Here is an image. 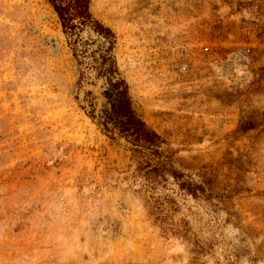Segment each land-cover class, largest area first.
<instances>
[{"label": "rangeland", "instance_id": "rangeland-1", "mask_svg": "<svg viewBox=\"0 0 264 264\" xmlns=\"http://www.w3.org/2000/svg\"><path fill=\"white\" fill-rule=\"evenodd\" d=\"M89 10L107 53L45 0H0V264H264V0ZM108 55L160 157L99 124Z\"/></svg>", "mask_w": 264, "mask_h": 264}, {"label": "trees", "instance_id": "trees-1", "mask_svg": "<svg viewBox=\"0 0 264 264\" xmlns=\"http://www.w3.org/2000/svg\"><path fill=\"white\" fill-rule=\"evenodd\" d=\"M45 1L58 17L63 33L70 38L74 37V45L78 43L79 33L89 29L106 47V53L111 50L114 44V35L111 30L92 17L89 10L91 0ZM73 51L77 55L76 47L73 48ZM103 57V64L106 63V66L103 67L100 74L105 78L103 96L107 100L108 107L102 110L98 116L99 124L105 132L111 135L116 133L120 138H124L133 147V152L142 153V150H148L153 155L160 157L162 153L159 148L163 142L134 112L125 80L118 73L109 55ZM160 170L165 171V166L153 168L151 172L158 176ZM172 175L176 178L181 177L176 172H173ZM180 187L194 197L198 196L197 193L204 194L202 186H197L190 181L181 182ZM169 231L170 229L164 224H160L157 235L167 238Z\"/></svg>", "mask_w": 264, "mask_h": 264}]
</instances>
